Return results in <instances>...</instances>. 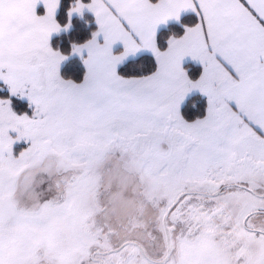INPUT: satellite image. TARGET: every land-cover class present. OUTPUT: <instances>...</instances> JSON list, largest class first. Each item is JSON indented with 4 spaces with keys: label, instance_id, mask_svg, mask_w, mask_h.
<instances>
[{
    "label": "snow or ice",
    "instance_id": "obj_1",
    "mask_svg": "<svg viewBox=\"0 0 264 264\" xmlns=\"http://www.w3.org/2000/svg\"><path fill=\"white\" fill-rule=\"evenodd\" d=\"M59 5L0 0V81L32 108L0 98V264H264V0H73L64 26ZM85 11L77 82L50 37Z\"/></svg>",
    "mask_w": 264,
    "mask_h": 264
},
{
    "label": "trees",
    "instance_id": "obj_2",
    "mask_svg": "<svg viewBox=\"0 0 264 264\" xmlns=\"http://www.w3.org/2000/svg\"><path fill=\"white\" fill-rule=\"evenodd\" d=\"M73 0H61L60 10L57 15V19L61 26L68 24V9L71 6ZM42 12V10H40ZM195 23V17L192 14L183 16L180 21L172 23L157 33V42L161 49L166 48V40L169 36H181L185 31V25L191 26ZM98 29V25L95 21V17L90 13H85L82 16L71 17V26L64 32L54 36L50 45L54 50H59L62 54L68 57V60L61 68V76L64 79H71L79 82L82 80L86 68L81 59L72 55V45L82 44L91 39L92 33ZM152 58L150 54H143L140 57L130 60L119 67L118 72L120 74H126L130 70L150 67ZM189 70V75L195 78L200 71L198 65L188 63L185 66ZM0 98L10 99L12 101V108L17 114H23L27 112L32 113V108L29 107V102L11 96L9 90L1 88L0 85ZM205 107V100L199 95H193L187 99L182 108V112L188 119H194L198 115H203V109Z\"/></svg>",
    "mask_w": 264,
    "mask_h": 264
},
{
    "label": "crops",
    "instance_id": "obj_3",
    "mask_svg": "<svg viewBox=\"0 0 264 264\" xmlns=\"http://www.w3.org/2000/svg\"><path fill=\"white\" fill-rule=\"evenodd\" d=\"M60 4H61V0H60ZM40 10H42V12H40ZM59 10H60V5H59V8H58L57 13H56V19H57V15H58V13H59ZM44 11H45V10H44V8H43V5H42V4L39 5L38 8H37V13L40 14V15H43V14H44ZM85 13H90V14H92V15L94 16V14L91 13V12L85 11L83 14H85ZM188 14H192V13H191V12H183V13L181 14L180 19H181L183 16L188 15ZM192 15H193V14H192ZM74 16H81V15H74ZM72 17H73V16H72ZM57 21H58V19H57ZM179 21H180V20H179ZM176 22H178V21H176L175 19H172V20H169L166 24H162V25L158 26L157 33H158L159 30H161L162 28H164V27H166V26H168V25H170V24H172V23H176ZM58 23H59V21H58ZM59 24H60V23H59ZM60 25H61V24H60ZM64 31H65V30H63V27H62V30H61L59 33H53V34L51 35V37H50V41H51V39H52L54 36H56V35H58V34L64 32ZM82 44H83V43H82ZM121 51H122V45H121V44L117 43L116 45L113 46V53H114V54H119ZM143 54H150V53L142 52V53H139L136 57H129L126 61H124L123 64H125L126 62H128V61H130V60L136 59V58L140 57V56L143 55ZM72 55H73L74 57H77V58H79V59H81V60L83 61L81 55H79V54H75V53H73V52H72ZM150 55H151V54H150ZM84 58H86V52L84 53ZM188 63L196 64L195 62L191 61L190 58H186L185 61L183 62V66L185 67L186 64H188ZM123 64H122V65H123ZM122 65H119V66H118L117 71H118L119 67L122 66ZM196 65H198V64H196ZM84 66H85V65H84ZM85 68H86V67H85ZM185 68H186V67H185ZM196 94H199V93H197V92H193L192 94H190L189 98H190L191 96H193V95H196ZM186 101H187V100H186ZM186 101L184 102V104L186 103ZM184 104L182 105V108H183ZM181 110H182V109H181Z\"/></svg>",
    "mask_w": 264,
    "mask_h": 264
},
{
    "label": "rangeland",
    "instance_id": "obj_4",
    "mask_svg": "<svg viewBox=\"0 0 264 264\" xmlns=\"http://www.w3.org/2000/svg\"><path fill=\"white\" fill-rule=\"evenodd\" d=\"M74 15H80V14H73L72 16H74ZM65 56H66V55H65ZM67 60H68V57H67L66 60H64V61L61 63V65H60V67H59L60 75H61V68H62L63 65L66 63ZM0 85H1V88H2V89L8 90L7 85H5L2 81H0ZM16 97H17V98H20V99H22V100H26V101H28L26 97H24V98H21L20 96H16ZM28 102H29V101H28ZM31 114H32V113H31ZM31 114H29V115L31 116ZM25 147H27V144H25L23 141L17 142V143L14 145V152H16V153L18 154L19 151L22 150V149L25 148Z\"/></svg>",
    "mask_w": 264,
    "mask_h": 264
}]
</instances>
